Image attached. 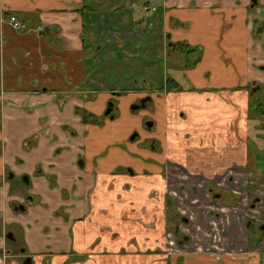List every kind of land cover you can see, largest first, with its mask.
<instances>
[{
	"label": "crops",
	"instance_id": "crops-1",
	"mask_svg": "<svg viewBox=\"0 0 264 264\" xmlns=\"http://www.w3.org/2000/svg\"><path fill=\"white\" fill-rule=\"evenodd\" d=\"M251 2L0 0V13L26 17L29 27L18 31L0 22L5 42L0 45L5 89L0 178L8 168L33 177V192L39 199L23 242L32 264H167L163 242L169 218L164 194L177 191L179 179L185 181L186 192L195 186L201 196L210 184L227 191L228 201L237 200L236 205L209 202L208 209L225 210L227 229L244 231L242 220L236 219L238 208L245 206V196L257 180L264 186L260 173L264 157L255 167L249 165L252 146L257 143L259 153L264 148L261 121L248 117L246 87L253 81L264 83V73L257 71L264 70V31H256L252 24L256 16L251 14ZM258 8L262 21L264 0H258ZM136 24L139 30H134ZM162 34L168 43L184 40L202 48L195 67L167 71L165 80L171 76L180 91H161L162 75L154 81L160 67L156 60L166 52L159 49ZM137 57L145 65L133 66ZM125 74L133 77L121 78ZM106 75L108 83H103ZM111 82L110 91L129 89L123 95L127 105L155 91L152 104L158 102L163 111V152L130 141L124 146L131 131L128 109L127 118L116 117L103 127L82 123L81 116L72 113L73 103L79 102L75 96L57 103L58 93L94 92L97 86L109 88ZM151 83L157 86H145ZM98 95L102 107L112 96L106 91ZM65 105L78 128L73 135L63 128L68 119L57 117ZM84 105L102 113L97 104ZM106 132L122 136L102 145L100 137ZM128 165L134 172L127 170ZM15 199L18 196L1 180L0 250L7 258L13 256L3 257L5 262L0 254V264H21L5 239L17 216L11 209ZM188 201L187 210L197 215L199 199L191 194ZM174 259L171 264H177ZM247 262L264 264L261 255L251 251ZM182 264L234 262L227 258L217 263L199 254Z\"/></svg>",
	"mask_w": 264,
	"mask_h": 264
},
{
	"label": "flooded vegetation",
	"instance_id": "flooded-vegetation-1",
	"mask_svg": "<svg viewBox=\"0 0 264 264\" xmlns=\"http://www.w3.org/2000/svg\"><path fill=\"white\" fill-rule=\"evenodd\" d=\"M250 6L252 10L251 14L256 16L254 17V19L252 18V24L255 26L257 25L255 30L260 31L261 29L263 32L264 31V19L262 21L260 20L261 9L258 8V0H252ZM0 22L2 23L7 22L14 30H18V31H26L29 29L28 22L26 21V17L21 18L18 14H15L12 12L3 13V14L0 13ZM0 38H1L0 45L3 47L5 43L4 38L3 37H0ZM178 43H182L185 45L187 44L189 45L190 48L195 49L193 56H190L189 58L193 59L197 55H199L200 58L194 65L189 66V67L186 66L188 63V60L186 58L187 56L184 53V51L180 48ZM159 49L163 54L166 51L165 55L167 54V59H166L167 62L169 60V55L174 54L175 59L171 62L170 67H175L181 70H188V69L195 67L201 60V57L203 54L201 47L196 46V45H190L187 41L179 40V41H170L168 43L167 40H165V38L163 40L162 37H161V46L159 47ZM168 79L172 80L171 86L168 87V84L166 81L167 79H166L163 85L164 87L162 86V88H160L161 91L170 92V91L182 90L180 89L181 87L179 86L178 82L174 81V79L171 78V76H168ZM244 87H238V88H244ZM128 90L129 89L126 88L122 90H112L111 91L112 96L110 98V101L112 103L109 102V106L104 112L105 120L106 119H109V120L116 119V116L114 115L115 97H119V98L122 97L128 92ZM246 90L249 93L248 117L250 118L251 116H253L254 118L260 120L261 126L264 129V120L262 119V117H264V114L250 109V100H251L252 94L254 93V91H256L258 92L257 94L259 95L260 91L264 90V83L260 81H253L247 85ZM153 92L155 91L150 90L149 92L146 93V95L139 97L136 100V102L134 101L136 105L133 106V109L146 107L148 103L152 104L153 101L155 100ZM70 93H72V91ZM151 93L153 96H151ZM4 94H5V89L3 87V84L0 78V95H3L0 97V113L4 105V98H5ZM261 99L264 101L263 96L261 97ZM64 102L65 100L61 101V103L63 104ZM154 106L155 104H152L153 108ZM85 111L87 112L88 115L85 114L83 117H81L82 123H95L97 125L104 124V121L103 120L101 121L100 119L101 114H96L88 109ZM87 116L89 117V119H87ZM0 117H1V114H0ZM147 124L148 126L153 125L152 122L147 123ZM162 126H163V123H162ZM0 128H1V125H0ZM63 128L69 129L68 125H63ZM74 132L75 131H71L72 135ZM163 134H164V129L162 130V136L159 137L160 142L162 144L160 149H158L156 146L152 148H149V147H146L140 144L138 146L147 148L151 151H153L152 149H155L156 151L163 152L164 150ZM130 138L134 139L135 136L132 135ZM263 138H264V135H263ZM28 140L30 141L31 139H28ZM28 140L26 141L27 144H29ZM129 141L130 140L128 138L124 146H126V144ZM0 148H2L1 142H0ZM135 154H139V153H135ZM259 154H260L259 157H264L262 153H259ZM126 168L127 170L134 172V169L132 166L128 165ZM12 171L13 169L8 168L4 176L0 178V182L1 180L2 182H6L7 181L6 177L8 179L9 177L10 178L14 177L12 175ZM255 171L257 172V174H259L258 173L259 170H255ZM260 173L264 174V171H261ZM197 175L198 174H196V176ZM204 177L206 179V175H204ZM24 179L26 182H28L27 178H24ZM29 183H30V180H29ZM177 183H181L177 191L171 194L170 193H166V195L164 194V196L166 197L165 206H166V209H168L167 214L169 218V223H168V227L166 228V232L164 234V242H163V246H164L163 251L165 254L167 264H171L172 258H175L174 260L176 261L177 264H182V261L184 259L192 260L194 259L195 256L199 254L210 256L217 263H222L225 259L229 258L231 261L234 262V264H248L247 262L248 261V251L260 254L262 257V261H264V186L260 185L259 180H257V183H255V186L252 185L253 186L252 192L248 194L247 196H245V206L238 208L239 210L237 212L239 213V216L237 215L236 219L237 221L238 220L240 221L241 219L243 222V226H244V231L239 232V233H235L232 230L230 231L227 229V224H228L227 220L229 221V219L227 216L228 214L225 212V210L223 212L226 215V220L223 219L222 211L213 210L211 208L208 209L207 204H209V202L212 204L213 202L214 203L220 202L219 204H222L223 205L222 207H226L229 205H236L237 200L234 201L233 203L228 201V196L225 195L228 193L227 191L225 190L223 191L222 189L217 188L215 185L210 184L208 185L207 189H205L206 190L205 195L201 196L195 186H190L189 191L186 192L185 191L186 186L184 185L185 181L183 179H179ZM191 194L193 196H196L199 199V203H200L198 205L199 211H201L203 207H205V210L203 212L204 215L202 217L204 220L203 223H200L196 214L192 215L187 210L189 201L185 204V206H182L180 204L181 198H183L184 196H187L189 198ZM18 199H22V197L18 196ZM38 199H39V196L36 195L35 193L31 197H29L26 202L23 200L20 203V202H17V199H15L11 201V209L13 213L19 212V211H26V209L28 208L27 204L30 203L32 206L35 207L38 204L37 203ZM180 205L182 209L180 208ZM234 217H233V220H234ZM208 219H210L211 221L210 222L207 221ZM193 220H195V222ZM209 223L213 224L212 234H214L213 238H215L216 242H211L205 248L200 247L198 243L194 242V235L197 234V231L199 228H204ZM13 225H15V223H13ZM219 233L224 235L223 238H226V235L228 234L231 239L235 240L236 242H240V245H236L234 249L226 250L225 247L220 242L222 236H219ZM24 236L25 235H22V237H18L15 232L10 233V231H7V234L5 235V239L9 244L11 242L13 243L19 242L21 244L18 250L14 249V246L10 244L11 248H13L12 251L14 253V257L21 264H32L33 257L27 253L26 246L23 245ZM191 245H192V248L195 249V251L192 249L191 250L189 249ZM0 254H1V257L2 258L4 257L5 259H8L9 256H13V255H8V258H7V253L3 249L0 250ZM28 260H30V262L27 263Z\"/></svg>",
	"mask_w": 264,
	"mask_h": 264
},
{
	"label": "rangeland",
	"instance_id": "rangeland-1",
	"mask_svg": "<svg viewBox=\"0 0 264 264\" xmlns=\"http://www.w3.org/2000/svg\"><path fill=\"white\" fill-rule=\"evenodd\" d=\"M140 25L136 24L134 25V30H139L140 29ZM162 39L167 40V35L163 37V35L161 36ZM138 45L140 46V43H138ZM141 46H144V43H141ZM138 61L133 60L132 64L133 66H136L137 63L142 64L143 60L139 57ZM167 54L165 56H163L161 59H157V63H160V67L158 72L155 74V79L154 81H156L158 79L157 76H161L162 75V83L161 85H164L165 83V75L167 74V71L169 70L170 66H171V62L175 59V55L174 54H170L169 55V60L167 62ZM139 64V65H140ZM145 65V64H142ZM141 67V65L139 66ZM144 67V66H143ZM258 73H264V70H257ZM116 74L113 73L112 77H115ZM169 76V75H168ZM133 75H121V78H125L126 80L132 78ZM108 78L107 75L104 77L103 79V83H108ZM112 82L111 84H108L109 88H102L100 86H97L95 88L94 92L91 91H87V90H83V89H77V91H73L76 92L75 94L72 93H58L56 95L57 97V103L60 104L61 101L63 100H70L72 96H75L76 98L79 99L78 103H73L74 104V109H72V113L73 110H75V112H78V114L81 115V117H83L85 114H87V112L85 110L86 107L84 104L88 105V106H94V104L96 105V110L101 114V121L103 120L105 123L103 125V127L105 126V124H107L108 122H111L112 120H105L104 117V112L106 111V109L109 106V102L110 98L109 97L106 100V103L104 105V107L101 106V102H100V97L98 95V92H108L110 93V87H112ZM126 86H133V85H129L128 83L126 84ZM140 86V83H139ZM145 86H148L150 88H155V86H157V83H151V84H147ZM264 90H261L258 96H263L264 97ZM151 96L152 93H151ZM126 96H123V98H119V97H115V109H114V115L118 118H127V109L129 111V116L127 118V124L129 125V127L131 128L130 134L128 136L129 140L131 143H135L137 145H144L146 147L152 148V147H157L158 149L161 148L162 144L160 142L159 137L162 136V118H163V111L161 109V105L157 102V104L154 106V108L152 107L151 103H148L146 105V107H141L138 109H133V106L136 105V101L132 102L130 101V104L127 105L124 100H125ZM154 98V97H153ZM67 103H70V101H67ZM112 103V102H111ZM80 107V108H78ZM69 111L70 108L68 105L65 106H61L60 107V115H59V109L57 111V117L58 119H68V121H65V123L69 126V130L71 131H78V128L76 126V124L73 122V119L69 117ZM88 115V114H87ZM87 119H89V117L87 116ZM251 120L256 119L253 116L250 117ZM262 119L264 120V117H262ZM153 123L152 126H148L147 123ZM101 127V126H100ZM62 128V127H61ZM112 133L106 132V133H102L101 134V140H102V145H108L109 143H111L112 139L115 140V137H121L122 135H113ZM134 135L135 138L131 139L130 137ZM251 142H254L253 139L250 140ZM260 146L255 143L252 148H251V156H250V162L249 165L252 167H255L258 162H260L259 159V148ZM125 149H128V146L125 147ZM262 154L264 155V148L262 149ZM19 167V166H18ZM12 175L14 177L9 179L6 177L7 179V183H8V188L11 194L13 195H17L22 197V199H17V202L21 201H27L29 197H31L32 195H34L33 192V177L31 175H29L26 171L21 172V171H17V175H16V171L15 169H13L12 171ZM24 178H27L28 182L25 181ZM30 180V183H29ZM189 198L187 196H184L183 198H181L180 204L182 206H185V204L188 202ZM27 209L26 211H19V212H14L16 213L17 216H15V220L11 221V224L9 225L8 231H10V233L15 232L17 234L18 237H22V235L26 234V223H29V220L32 216V209L34 208V206H32L30 203L27 204ZM204 210L205 207H203V209L201 211H197V215L203 217L204 215ZM195 222V220H193ZM207 221H211L210 219H208ZM13 222L15 223V225H13ZM17 224V225H16ZM213 224L209 223L207 224L204 228H199L197 231V234L194 235V242L198 243V245L200 247H206L208 246L211 242H216L215 238H213ZM219 236H222L220 242L221 244L225 247L226 250H231L234 249L236 245H240V242H236L235 240L231 239L229 237V235H226V238H223L224 235L219 233ZM11 245L14 246V249H19V246H21V244L18 243H10ZM189 249L194 250L192 248V245L189 247ZM197 249V248H196Z\"/></svg>",
	"mask_w": 264,
	"mask_h": 264
},
{
	"label": "trees",
	"instance_id": "trees-1",
	"mask_svg": "<svg viewBox=\"0 0 264 264\" xmlns=\"http://www.w3.org/2000/svg\"><path fill=\"white\" fill-rule=\"evenodd\" d=\"M178 45L180 46V48L184 51V53L187 56L186 57L188 60V63L186 65L187 67L194 65L199 60V58H200L199 55H197L193 59L189 58L190 56H193L195 49L190 48L189 45H187V44L185 45L182 43H178ZM166 81H167L168 87H170L172 80L167 79ZM257 93L258 92L254 91V93L251 96L250 109L264 114V101L261 99V97L258 96Z\"/></svg>",
	"mask_w": 264,
	"mask_h": 264
},
{
	"label": "water",
	"instance_id": "water-1",
	"mask_svg": "<svg viewBox=\"0 0 264 264\" xmlns=\"http://www.w3.org/2000/svg\"><path fill=\"white\" fill-rule=\"evenodd\" d=\"M30 262V260L27 261V263Z\"/></svg>",
	"mask_w": 264,
	"mask_h": 264
}]
</instances>
